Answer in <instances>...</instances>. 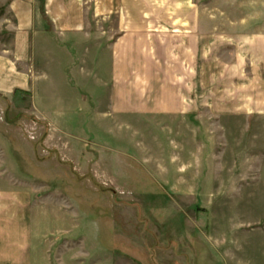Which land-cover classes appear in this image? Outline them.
I'll use <instances>...</instances> for the list:
<instances>
[{
    "label": "rangeland",
    "instance_id": "374dc122",
    "mask_svg": "<svg viewBox=\"0 0 264 264\" xmlns=\"http://www.w3.org/2000/svg\"><path fill=\"white\" fill-rule=\"evenodd\" d=\"M186 4L203 28L189 112L178 31L161 28ZM139 14L164 36L126 113L100 52L87 94L46 92L36 58L30 91L0 96V181L30 195L39 264H263L264 0H141Z\"/></svg>",
    "mask_w": 264,
    "mask_h": 264
},
{
    "label": "crops",
    "instance_id": "0c3cea01",
    "mask_svg": "<svg viewBox=\"0 0 264 264\" xmlns=\"http://www.w3.org/2000/svg\"><path fill=\"white\" fill-rule=\"evenodd\" d=\"M130 2L0 0V31L5 30L10 36L9 41L0 40V96L30 91L36 58L38 75L43 79L39 86L46 92L66 87L75 93L87 94L85 88L91 82L95 68L104 69L100 60H95L100 52L102 61L104 56L106 58L108 77L102 84L113 95V109L126 113V107L133 108L132 104H127L125 95L145 93L141 82L137 84V78L140 80L147 71L145 62H153L156 68V50L164 35L154 32L158 25L153 27L152 23H143L140 14L137 20H127V13H132L136 6L141 7V0H132L136 4L131 10ZM181 13L187 18L161 28L171 30L166 26H176L172 30L178 31L172 36L176 42L180 41L181 55L171 53L168 56L173 61L180 58L182 62L181 94L185 102L182 107L189 112L190 86L184 79L189 77L191 44L199 45L202 34L197 31L203 28L200 23L189 21L187 4ZM94 45L99 47L96 56ZM145 46L149 49L143 51ZM109 70L112 71L110 76ZM129 77L131 80L126 81ZM175 106L172 115L179 113ZM186 112L183 114L188 117ZM43 118L56 125V119L48 114ZM30 201L28 193L0 181V264L40 263V249L35 247L34 238L36 221L31 214ZM262 260L264 264V243Z\"/></svg>",
    "mask_w": 264,
    "mask_h": 264
}]
</instances>
